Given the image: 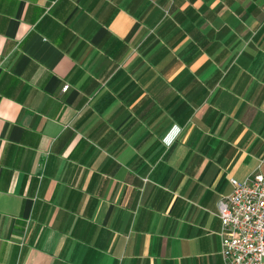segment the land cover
<instances>
[{
	"label": "crops",
	"instance_id": "0c3cea01",
	"mask_svg": "<svg viewBox=\"0 0 264 264\" xmlns=\"http://www.w3.org/2000/svg\"><path fill=\"white\" fill-rule=\"evenodd\" d=\"M257 173L264 0H0V264H224Z\"/></svg>",
	"mask_w": 264,
	"mask_h": 264
},
{
	"label": "built area",
	"instance_id": "2783aa9c",
	"mask_svg": "<svg viewBox=\"0 0 264 264\" xmlns=\"http://www.w3.org/2000/svg\"><path fill=\"white\" fill-rule=\"evenodd\" d=\"M229 182L232 190L217 201L223 263L264 264V176Z\"/></svg>",
	"mask_w": 264,
	"mask_h": 264
}]
</instances>
